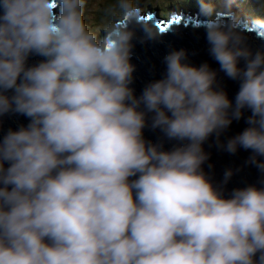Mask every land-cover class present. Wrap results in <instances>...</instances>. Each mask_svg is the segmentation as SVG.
Wrapping results in <instances>:
<instances>
[{
    "label": "clouds",
    "instance_id": "1",
    "mask_svg": "<svg viewBox=\"0 0 264 264\" xmlns=\"http://www.w3.org/2000/svg\"><path fill=\"white\" fill-rule=\"evenodd\" d=\"M87 3L0 0V115L29 118L0 140V264H264V186L226 198L202 168L203 143L249 109L248 126L224 147L251 150L264 173V47L253 51L245 31L264 35V0L251 21L233 0H198L193 26L240 81L234 102L184 49L170 50L163 77L135 96V29L146 39L163 31L138 19L136 0H117L91 27ZM30 55L43 59L28 65ZM148 113L179 143L146 141Z\"/></svg>",
    "mask_w": 264,
    "mask_h": 264
},
{
    "label": "water",
    "instance_id": "2",
    "mask_svg": "<svg viewBox=\"0 0 264 264\" xmlns=\"http://www.w3.org/2000/svg\"><path fill=\"white\" fill-rule=\"evenodd\" d=\"M198 19L196 22L189 20L187 23H181V25L174 23L166 25L162 21L159 25L166 26V30L157 39H146L142 28L135 29L130 60L135 66L133 80L130 84L135 96L139 97L149 82L163 77L166 69L163 58L170 50L184 49L189 63L199 66L206 62L211 69L216 71V86L223 89L229 100L234 102L239 91L240 81L229 78L220 69L219 63L210 55L205 29L193 26L194 23H200L203 18L199 16ZM149 22L157 31H161V26L157 25L156 21ZM245 31L248 37V45L253 51L264 47V35L258 34L248 27L245 28ZM41 59L43 57L30 55L27 63L32 65ZM239 66L244 67L243 60L240 61ZM151 115V113L146 115V126L143 129L145 140L154 144H162L164 150H170L179 142L168 139L161 129L152 128ZM250 115L249 109H243L240 119H232L231 124L222 130L218 137L213 133L202 145L203 150L208 154V159L203 163L202 168L213 185L220 188L226 198L231 195L233 189L248 185L264 186V173L250 162L251 150L238 147L235 153H229L224 147L230 138L248 126L246 121ZM28 123L29 118L19 113L9 112L0 115V140L9 129L17 130L21 125L26 126ZM257 159L264 160V157H257ZM5 166L7 167V164ZM228 169L232 171V175L225 182L224 173Z\"/></svg>",
    "mask_w": 264,
    "mask_h": 264
},
{
    "label": "trees",
    "instance_id": "3",
    "mask_svg": "<svg viewBox=\"0 0 264 264\" xmlns=\"http://www.w3.org/2000/svg\"><path fill=\"white\" fill-rule=\"evenodd\" d=\"M117 0H88L85 10V22L91 27L100 28L106 23L116 9ZM217 7H220V0H214ZM139 8L143 11L150 9L156 11L161 19H166L169 16L170 10H186L200 13L198 0H136ZM239 9L243 10V17L249 18L258 16L257 0H239ZM221 8V7H220ZM238 14H240L238 12Z\"/></svg>",
    "mask_w": 264,
    "mask_h": 264
},
{
    "label": "rangeland",
    "instance_id": "4",
    "mask_svg": "<svg viewBox=\"0 0 264 264\" xmlns=\"http://www.w3.org/2000/svg\"><path fill=\"white\" fill-rule=\"evenodd\" d=\"M169 1H170V0H169ZM171 1L176 2V1H178V0H171ZM179 1H182V0H179ZM238 1H239V0H233V3H232V10L234 9L235 6L239 5ZM225 3H226V0H223L222 2H219L220 7L223 8L224 5H225ZM138 7H140V6H138ZM182 13H183V11H180V12H179V14H182ZM170 14H171V13H170ZM179 17H181V15H179ZM173 18H174V17H173Z\"/></svg>",
    "mask_w": 264,
    "mask_h": 264
},
{
    "label": "bare ground",
    "instance_id": "5",
    "mask_svg": "<svg viewBox=\"0 0 264 264\" xmlns=\"http://www.w3.org/2000/svg\"><path fill=\"white\" fill-rule=\"evenodd\" d=\"M179 15H182V14H179V12L169 14V16L172 17V18H173V17H174V18H179Z\"/></svg>",
    "mask_w": 264,
    "mask_h": 264
},
{
    "label": "snow or ice",
    "instance_id": "6",
    "mask_svg": "<svg viewBox=\"0 0 264 264\" xmlns=\"http://www.w3.org/2000/svg\"><path fill=\"white\" fill-rule=\"evenodd\" d=\"M161 31H165L166 30V26L164 25H161V28H160Z\"/></svg>",
    "mask_w": 264,
    "mask_h": 264
}]
</instances>
